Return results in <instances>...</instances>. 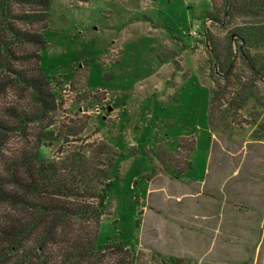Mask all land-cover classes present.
<instances>
[{
	"label": "rangeland",
	"instance_id": "374dc122",
	"mask_svg": "<svg viewBox=\"0 0 264 264\" xmlns=\"http://www.w3.org/2000/svg\"><path fill=\"white\" fill-rule=\"evenodd\" d=\"M210 10L209 0H48L40 67L69 101L52 115V129L83 123L81 136L116 149L98 241L126 243L142 253L141 264H164L166 256L251 264L258 236L250 226L264 224V129L226 116L208 128L202 12ZM46 121L28 126L24 144L33 147ZM180 136L195 145L191 168L173 178L150 150L161 138L173 151ZM11 138L10 148L23 144L19 132ZM59 145L45 141L39 150L51 159ZM151 164L156 173L147 179Z\"/></svg>",
	"mask_w": 264,
	"mask_h": 264
},
{
	"label": "trees",
	"instance_id": "16d2710c",
	"mask_svg": "<svg viewBox=\"0 0 264 264\" xmlns=\"http://www.w3.org/2000/svg\"><path fill=\"white\" fill-rule=\"evenodd\" d=\"M209 1L211 10L202 12L212 80L208 128L226 116L257 133L264 129V0ZM47 25L48 0H0V264H141L142 253L126 243L98 241L116 149L81 136L83 123L52 129V115L67 110L69 101L55 95L40 67ZM44 120L33 147L24 144L28 126ZM15 132L23 144L10 148ZM45 141L60 142L54 158L40 153ZM173 142L171 151L157 138L150 151L159 169L181 178L191 168L195 141L180 136ZM155 173L151 164L147 179Z\"/></svg>",
	"mask_w": 264,
	"mask_h": 264
},
{
	"label": "crops",
	"instance_id": "0c3cea01",
	"mask_svg": "<svg viewBox=\"0 0 264 264\" xmlns=\"http://www.w3.org/2000/svg\"><path fill=\"white\" fill-rule=\"evenodd\" d=\"M108 108H109V106L107 107L108 112L112 110L111 107H110V109H108ZM205 172H206V169H205ZM255 222H257V220H255ZM250 227L251 228L253 227V229H256V233L258 236L257 240H256L255 247L251 248V250H253V257H252L251 264H264V224H262L260 226H252L251 225Z\"/></svg>",
	"mask_w": 264,
	"mask_h": 264
},
{
	"label": "water",
	"instance_id": "95a60500",
	"mask_svg": "<svg viewBox=\"0 0 264 264\" xmlns=\"http://www.w3.org/2000/svg\"><path fill=\"white\" fill-rule=\"evenodd\" d=\"M108 109H110V107Z\"/></svg>",
	"mask_w": 264,
	"mask_h": 264
}]
</instances>
